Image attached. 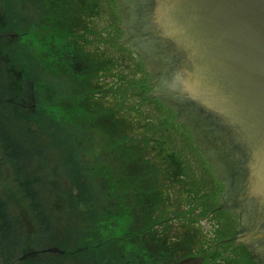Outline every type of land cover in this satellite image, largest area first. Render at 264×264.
<instances>
[{
    "label": "rangeland",
    "instance_id": "obj_1",
    "mask_svg": "<svg viewBox=\"0 0 264 264\" xmlns=\"http://www.w3.org/2000/svg\"><path fill=\"white\" fill-rule=\"evenodd\" d=\"M58 20H74L65 44L48 31ZM130 41L120 0H0V201L13 228L0 231V264H123L102 262L97 246L73 248L93 225L124 248L126 221L147 252L164 245L171 264H249L224 207L213 213L223 202L208 145L152 94L154 74Z\"/></svg>",
    "mask_w": 264,
    "mask_h": 264
},
{
    "label": "water",
    "instance_id": "obj_2",
    "mask_svg": "<svg viewBox=\"0 0 264 264\" xmlns=\"http://www.w3.org/2000/svg\"><path fill=\"white\" fill-rule=\"evenodd\" d=\"M120 2L152 94L208 145L249 264H264V0Z\"/></svg>",
    "mask_w": 264,
    "mask_h": 264
},
{
    "label": "flooded vegetation",
    "instance_id": "obj_3",
    "mask_svg": "<svg viewBox=\"0 0 264 264\" xmlns=\"http://www.w3.org/2000/svg\"><path fill=\"white\" fill-rule=\"evenodd\" d=\"M4 32H7L9 31L8 29L7 30H3ZM23 87V86H21ZM20 93V94H19ZM18 94L20 95V99L23 101L21 102V105H25L23 103H26L28 102L27 99H28V94L24 92H20V88H19V92ZM87 95V99L90 100V95H88V93L86 94ZM31 104V106L33 107V109L35 111L33 112H36L37 109H40L41 108V105L39 104V102L37 101V99H31V101L29 102ZM83 101L80 103L82 104ZM73 112V111H72ZM75 113V112H74ZM104 116V118L106 117V114H102ZM94 118V117H93ZM70 120V119H69ZM121 123H122V120L120 119ZM82 174V173H81ZM79 174V175H81ZM198 182L199 184L203 182V179L202 177H198ZM204 184V183H203ZM205 185L208 186V183H205ZM83 188L81 190H77V192H79L80 194L81 193H88L89 194V190H88V184L86 183V185H82ZM91 190V189H90ZM95 190V188L93 189ZM98 190V189H97ZM92 191V190H91ZM95 192V191H94ZM216 188L214 186L211 185V188L209 189V192L207 193L208 196H216ZM226 203H224L225 205ZM223 203L219 206H216L214 207L215 211L213 212L214 214L217 213L221 208H223ZM213 211V210H212ZM132 211H130L131 213ZM129 216V215H128ZM130 217V216H129ZM131 218V217H130ZM125 220H127L126 218H124ZM134 219V217H133ZM132 219V220H133ZM131 220V221H132ZM126 223L130 224L129 221H126ZM128 224V226H129ZM88 226H90L88 224ZM87 226V227H88ZM127 226V231H125L124 235L122 236H119V238H122L123 239V247L125 248H115L114 245H111L109 243V240L107 237L104 238L102 237L101 233L99 232V227L98 226H95L93 225L92 227H90L89 229H87L85 232H84V235L87 234V239L85 240V242L83 243V247H80V248H73V251H76V250H80V254H85L86 251H89V250H93L94 247L98 248L99 250H101V252H99L97 255L98 256H101L104 258L103 261H115V259H118L117 257H119L120 261L123 263V264H151L154 262V260L156 259V257L159 255V256H162V259L165 261L164 264H171L172 262L174 263V258L170 257V254L169 252L166 250L165 246L162 245V247H159L158 249L154 250L153 252H147V249L146 247L143 245L142 241H141V237L138 235V233L136 232H133V233H128L129 232V227ZM83 227H86V226H83ZM243 235L241 236V234L235 236V238H232V236L230 237L231 238V241L234 243L235 241H237V244H249V242H247L246 239H242ZM230 238L226 237L225 240L223 239H220V242H223V241H229ZM96 239V242L95 240ZM135 239V240H134ZM139 241L138 243L136 242ZM250 243H253L252 241H250ZM220 245L219 244H214L212 247L213 248H210V249H207L206 251L204 252H201V254H205V253H210V250L213 249L212 251L214 250H217V248L219 247ZM90 248V249H89ZM95 248V249H96ZM153 249V248H152ZM235 249V248H234ZM123 250V251H122ZM136 250H142L144 251V255H139L136 253ZM120 252H122V255L123 257L121 258L120 257ZM78 254V253H77ZM120 254V255H119ZM151 255H153V260L151 262ZM83 257L85 258H89L86 255H82ZM245 256V255H244ZM247 256V255H246ZM187 258L188 257H192V255H187L186 256ZM94 258V257H93ZM192 258H195L194 256ZM106 264H110L109 262H107ZM153 264H159V262L157 261V259L155 260V262ZM176 264V263H175Z\"/></svg>",
    "mask_w": 264,
    "mask_h": 264
},
{
    "label": "trees",
    "instance_id": "obj_4",
    "mask_svg": "<svg viewBox=\"0 0 264 264\" xmlns=\"http://www.w3.org/2000/svg\"><path fill=\"white\" fill-rule=\"evenodd\" d=\"M45 7H46V9L49 7L50 9H52V11H53V14H56L57 12H60L61 13V17L62 16H64L65 14H66V11L64 10V8L65 7H67V5L66 6H64L61 10H57V5H56V3H50V4H47V6L45 5ZM11 16V15H10ZM74 21V20H73ZM73 21H71V23L69 24L68 22L67 23H63L62 21H60V20H58L57 22H56V24H54L48 31L51 33V38L52 39H54V34H53V32H55L56 31V34L58 35V37H59V39H62L61 41H60V44H65V43H67V42H63L64 41V39H66L67 41H68V39H70L69 37L70 36H72V35H69V34H66V35H63L62 34V31L63 30H69V26H70V28L73 26V24H72V22ZM12 24H10V25H7L6 27L7 28H9V26H10V29L13 27V26H11ZM15 27H17V26H15ZM49 27V26H48ZM47 28V27H46ZM4 30H7V29H4ZM58 44V43H57ZM50 47V46H49ZM81 174L82 172L80 171V170H76L75 172H74V175L77 177V179H78V176H80L79 174ZM76 179V180H77ZM79 180V179H78ZM24 184V183H23ZM83 185H86V184H84V183H82ZM27 185V184H26ZM76 186H77V188L79 189V190H81L82 188H83V186L81 185V183H79V182H76V184H75ZM24 192H25V195H27V196H29L30 198L31 197H33L34 198V193H33V191H32V189L31 188H29L28 187V185H27V188L26 189H24ZM84 193H81L80 195H83ZM35 208V210H37V208L36 207H34ZM32 209H33V205H32ZM36 215L38 216L39 214H38V212L36 213ZM0 223L2 224V223H4L1 227H0V231L1 232H6V230L7 231H9V229H10V233L11 232H13V228H12V226H11V221H10V228H7L6 226H5V224H7L8 223V217H7V214H6V212H5V207H4V205H3V203L0 201ZM8 227H9V224L7 225ZM3 235V234H2ZM7 235V234H6ZM11 235V234H10Z\"/></svg>",
    "mask_w": 264,
    "mask_h": 264
}]
</instances>
